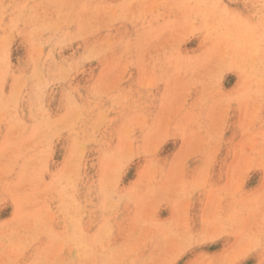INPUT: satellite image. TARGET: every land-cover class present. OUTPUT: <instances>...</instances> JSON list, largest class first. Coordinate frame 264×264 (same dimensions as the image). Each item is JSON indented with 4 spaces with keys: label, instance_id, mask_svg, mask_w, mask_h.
<instances>
[{
    "label": "rangeland",
    "instance_id": "1",
    "mask_svg": "<svg viewBox=\"0 0 264 264\" xmlns=\"http://www.w3.org/2000/svg\"><path fill=\"white\" fill-rule=\"evenodd\" d=\"M0 264H264V0H0Z\"/></svg>",
    "mask_w": 264,
    "mask_h": 264
},
{
    "label": "bare ground",
    "instance_id": "2",
    "mask_svg": "<svg viewBox=\"0 0 264 264\" xmlns=\"http://www.w3.org/2000/svg\"><path fill=\"white\" fill-rule=\"evenodd\" d=\"M128 6V5H127ZM127 12V11H126ZM139 14V13H138ZM94 55V54H93ZM242 223V222H241Z\"/></svg>",
    "mask_w": 264,
    "mask_h": 264
}]
</instances>
